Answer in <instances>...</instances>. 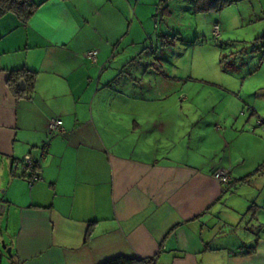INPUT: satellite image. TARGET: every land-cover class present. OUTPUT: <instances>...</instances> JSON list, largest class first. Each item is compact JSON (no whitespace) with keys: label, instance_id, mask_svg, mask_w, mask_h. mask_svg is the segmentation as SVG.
Listing matches in <instances>:
<instances>
[{"label":"crops","instance_id":"0c3cea01","mask_svg":"<svg viewBox=\"0 0 264 264\" xmlns=\"http://www.w3.org/2000/svg\"><path fill=\"white\" fill-rule=\"evenodd\" d=\"M36 1L24 25L0 18L6 264H264L253 197L228 194L264 160L252 163L244 149L246 125L229 134L213 118L181 114L180 85L151 62L164 37L157 13L168 9L154 13L159 0L132 9L131 0ZM18 69L35 73L24 95L6 84ZM51 118L61 133L49 132ZM26 154L38 162L32 183ZM220 168L230 185L213 177Z\"/></svg>","mask_w":264,"mask_h":264},{"label":"rangeland","instance_id":"374dc122","mask_svg":"<svg viewBox=\"0 0 264 264\" xmlns=\"http://www.w3.org/2000/svg\"><path fill=\"white\" fill-rule=\"evenodd\" d=\"M131 1V9L146 2ZM156 3L154 13L158 5L168 11L161 17L157 13L156 30L164 37L162 45H154L157 60L151 62L180 85L175 97L183 101L181 114L213 118L229 134L233 129L241 134L246 125L252 136L244 137V149L253 155L252 163L264 160V0H235L204 12L194 11L193 0ZM215 23L220 27L216 39ZM247 179L228 194L253 197L264 233V168ZM0 232V264H6L2 241L6 244L7 236L1 227Z\"/></svg>","mask_w":264,"mask_h":264},{"label":"trees","instance_id":"16d2710c","mask_svg":"<svg viewBox=\"0 0 264 264\" xmlns=\"http://www.w3.org/2000/svg\"><path fill=\"white\" fill-rule=\"evenodd\" d=\"M234 1L235 0H193V8L196 12H204L211 9H220L224 5L230 4ZM161 2L162 0L159 1V3ZM39 5L40 2H37L36 0H0V18L6 14H12L17 18L19 23L24 25L34 15ZM158 9H164V7H159L158 5ZM20 79H24L25 81L26 87L24 89L19 85ZM34 81V72L25 69H18L9 72L6 84L14 94L24 95L32 90ZM100 264H156V259L155 257L137 259L118 256L103 261Z\"/></svg>","mask_w":264,"mask_h":264},{"label":"built area","instance_id":"2783aa9c","mask_svg":"<svg viewBox=\"0 0 264 264\" xmlns=\"http://www.w3.org/2000/svg\"><path fill=\"white\" fill-rule=\"evenodd\" d=\"M220 34V27L217 23L213 25L212 35L216 39ZM87 55L92 60H95L94 51L87 52ZM48 130L50 133H61L62 120L59 118H51L48 122ZM44 154L42 150L41 155ZM38 162H36L30 154H26L22 159V170L24 177L29 183L34 182L40 178V175L35 174L34 169ZM213 177L224 186H228L231 183V175L228 169L220 168L213 172ZM5 211V203L0 201V214Z\"/></svg>","mask_w":264,"mask_h":264},{"label":"water","instance_id":"95a60500","mask_svg":"<svg viewBox=\"0 0 264 264\" xmlns=\"http://www.w3.org/2000/svg\"><path fill=\"white\" fill-rule=\"evenodd\" d=\"M19 85H20V87H21L22 89L25 88V85H24V79H20V80H19ZM2 248L5 249V252H6L9 256L12 255V254H11V247L6 246V244H5L3 241H2Z\"/></svg>","mask_w":264,"mask_h":264}]
</instances>
